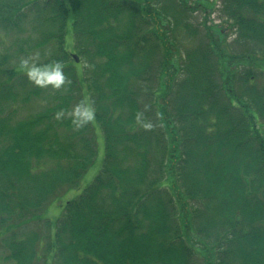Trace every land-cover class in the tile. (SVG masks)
<instances>
[{
    "label": "trees",
    "instance_id": "16d2710c",
    "mask_svg": "<svg viewBox=\"0 0 264 264\" xmlns=\"http://www.w3.org/2000/svg\"><path fill=\"white\" fill-rule=\"evenodd\" d=\"M217 1L233 45L193 0H0L41 58L0 55L1 264H264V0Z\"/></svg>",
    "mask_w": 264,
    "mask_h": 264
},
{
    "label": "rangeland",
    "instance_id": "374dc122",
    "mask_svg": "<svg viewBox=\"0 0 264 264\" xmlns=\"http://www.w3.org/2000/svg\"><path fill=\"white\" fill-rule=\"evenodd\" d=\"M196 1L195 13L192 15V23L195 26H198L200 29L202 27V23L206 26L217 25L223 28V32L226 34V40L228 44H234V37L230 31L226 29L223 16L220 13V1L212 3L214 0H193ZM206 7H204V6ZM197 7L201 8L197 11ZM29 17V16H28ZM26 19L25 22V33L24 31L17 33V30L14 31L9 37L1 35L0 32V55L1 54H10L14 55L19 60V65L24 68H31L34 64L40 61V55L37 52H34L33 55H29L27 58L21 53V49L26 50L27 48H31L34 44V41H37V33L35 32V23ZM177 39L184 45H188L189 39L184 37L183 35H179ZM230 45V48L235 52L240 51V47H233ZM20 48V49H19ZM17 62V61H16ZM22 63V65H21ZM97 136V155L95 161L91 168L83 175L80 184L77 189L66 191L63 196L51 204L46 212L44 213L42 219L48 220L53 225L58 219L64 205L71 200H74L77 196H79L84 189H86L94 177L97 175L101 168V163L103 159V141L102 136L98 130H96ZM2 247H0V259H2ZM1 264V263H0Z\"/></svg>",
    "mask_w": 264,
    "mask_h": 264
},
{
    "label": "water",
    "instance_id": "95a60500",
    "mask_svg": "<svg viewBox=\"0 0 264 264\" xmlns=\"http://www.w3.org/2000/svg\"><path fill=\"white\" fill-rule=\"evenodd\" d=\"M75 62H77V60L75 59Z\"/></svg>",
    "mask_w": 264,
    "mask_h": 264
}]
</instances>
